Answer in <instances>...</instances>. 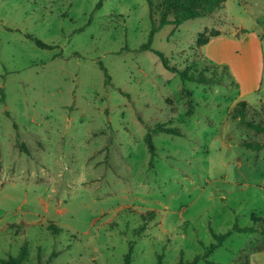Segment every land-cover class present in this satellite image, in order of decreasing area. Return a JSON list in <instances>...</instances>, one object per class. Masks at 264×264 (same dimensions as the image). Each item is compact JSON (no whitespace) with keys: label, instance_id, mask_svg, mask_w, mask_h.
Returning <instances> with one entry per match:
<instances>
[{"label":"rangeland","instance_id":"1","mask_svg":"<svg viewBox=\"0 0 264 264\" xmlns=\"http://www.w3.org/2000/svg\"><path fill=\"white\" fill-rule=\"evenodd\" d=\"M150 28L146 0H0V264L24 244V264L52 252L49 264H175L236 222L257 231L206 259L264 264V147L241 145L264 133L233 118L245 99L264 123V0H225L154 35L171 64L221 83L165 69L141 49ZM157 123L181 135L153 133L151 157Z\"/></svg>","mask_w":264,"mask_h":264},{"label":"trees","instance_id":"2","mask_svg":"<svg viewBox=\"0 0 264 264\" xmlns=\"http://www.w3.org/2000/svg\"><path fill=\"white\" fill-rule=\"evenodd\" d=\"M149 8V16L151 19V28L149 31L148 38L145 43L141 45V49L151 50L155 52L161 59V62L165 69L168 71L176 73L181 81H191L196 83H221L223 77L219 76L213 78L211 76L205 75V71L196 73L191 72L188 67L180 68L175 64H171L170 60L160 51H156L152 48V42L154 35L167 25L178 26L182 22L190 18H196L201 16L211 15L216 9H218L225 0H161L157 5L153 4L152 0H146ZM156 15L157 17H154ZM216 33H210L213 35ZM31 37L38 46L51 48V45H48L38 38ZM208 40V36L205 33L199 34L198 45H203ZM102 69H104L101 64ZM105 71V69H104ZM106 81L109 80V76L105 71ZM234 83V82H232ZM248 102L245 99L238 100L234 108L233 118L238 119V122L243 127L249 128L256 133H264V123L261 121H255L254 119L248 118L247 115V105ZM168 132L174 135H181V132L177 128L166 127L165 124L157 123L152 127H147V131L144 135V140L147 145V149L151 157L155 154V146L152 141V134L158 132ZM241 145L251 151H258L264 147V140H244L241 142ZM20 148L25 149L24 144H20ZM155 217L154 210H148L145 213H142L141 218L143 223L134 230L135 235L140 234L147 228V224ZM256 221L264 222L263 217H253ZM54 233H57L61 228L57 227L55 224L51 223L47 227ZM257 231V228L254 226H244L241 227L236 223L232 225L231 228L226 230L223 233H216L211 230L213 237L216 242L212 243L205 252L204 255H196L192 260L186 261L180 258L175 264H197L200 259H204L207 264H219L214 261L206 259V257L214 250L216 247L222 245L223 241L232 233V232H254ZM261 231L264 233V226H262ZM56 255V252H52L49 258L42 262L38 261V264H49L52 258ZM27 258V245L24 244L21 246L18 254L16 256H8L1 260L3 264H24L25 259ZM130 263V253L125 259V264ZM156 264H165L163 262V256L159 255Z\"/></svg>","mask_w":264,"mask_h":264}]
</instances>
